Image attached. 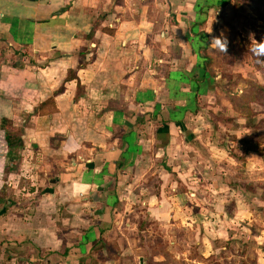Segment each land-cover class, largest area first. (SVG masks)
<instances>
[{
	"label": "crops",
	"instance_id": "obj_1",
	"mask_svg": "<svg viewBox=\"0 0 264 264\" xmlns=\"http://www.w3.org/2000/svg\"><path fill=\"white\" fill-rule=\"evenodd\" d=\"M221 3L0 0V264L64 246L76 264L154 261L142 234L206 189L189 180L200 118L225 102L205 50Z\"/></svg>",
	"mask_w": 264,
	"mask_h": 264
},
{
	"label": "rangeland",
	"instance_id": "obj_2",
	"mask_svg": "<svg viewBox=\"0 0 264 264\" xmlns=\"http://www.w3.org/2000/svg\"><path fill=\"white\" fill-rule=\"evenodd\" d=\"M221 2L219 10H209L208 27L217 35L228 30V53L210 46L209 38L205 50L208 66H213L208 67L210 73L219 74L217 86L225 102L218 107L221 115L200 118L203 126L210 125L204 137L208 145L199 146L204 159L191 166L192 176L201 178H189L197 189L205 181L206 189L199 188L201 194L190 200L181 193L175 203H184L186 210L175 224L164 227L156 221L142 234L145 239L151 234L149 242H155L149 264H264V53L248 46L250 32L257 40L264 36V0ZM210 5L205 4L208 9ZM210 166L227 176L216 171L212 173L219 180L211 179L203 171ZM27 177L18 178L16 188H29ZM60 248L32 247L25 264H72L76 257L62 252L65 246ZM22 249L14 264L23 263ZM134 262L138 264V257Z\"/></svg>",
	"mask_w": 264,
	"mask_h": 264
},
{
	"label": "clouds",
	"instance_id": "obj_3",
	"mask_svg": "<svg viewBox=\"0 0 264 264\" xmlns=\"http://www.w3.org/2000/svg\"><path fill=\"white\" fill-rule=\"evenodd\" d=\"M227 29H221L219 35L215 34L213 30L208 33L209 44L213 48H217L218 51L223 52L225 54L228 53V48L230 44V40L227 33ZM248 46L251 48L253 52H261L264 53V36H261L259 40L256 39L255 33L248 34Z\"/></svg>",
	"mask_w": 264,
	"mask_h": 264
},
{
	"label": "trees",
	"instance_id": "obj_4",
	"mask_svg": "<svg viewBox=\"0 0 264 264\" xmlns=\"http://www.w3.org/2000/svg\"><path fill=\"white\" fill-rule=\"evenodd\" d=\"M252 99H255L254 97Z\"/></svg>",
	"mask_w": 264,
	"mask_h": 264
}]
</instances>
